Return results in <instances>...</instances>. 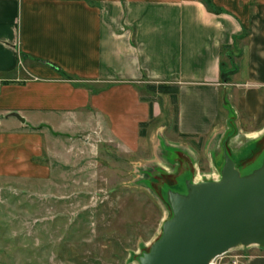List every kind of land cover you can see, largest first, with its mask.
I'll list each match as a JSON object with an SVG mask.
<instances>
[{
	"label": "crops",
	"instance_id": "0c3cea01",
	"mask_svg": "<svg viewBox=\"0 0 264 264\" xmlns=\"http://www.w3.org/2000/svg\"><path fill=\"white\" fill-rule=\"evenodd\" d=\"M207 2L0 0V161L42 153L44 137L90 131L134 146L150 120L147 85L178 86L181 136L222 132L226 93L262 137L264 0ZM152 104L158 119L162 103ZM259 251L245 264H264Z\"/></svg>",
	"mask_w": 264,
	"mask_h": 264
},
{
	"label": "rangeland",
	"instance_id": "374dc122",
	"mask_svg": "<svg viewBox=\"0 0 264 264\" xmlns=\"http://www.w3.org/2000/svg\"><path fill=\"white\" fill-rule=\"evenodd\" d=\"M147 86L142 98L162 103V114L140 127L134 146L90 131L44 137L42 153L0 161V264H141L174 215L171 195L221 182L227 158L241 176L263 165L264 135L237 120L226 93L224 130L190 137L177 131L171 96L166 103L165 93ZM21 145L31 150L29 141Z\"/></svg>",
	"mask_w": 264,
	"mask_h": 264
},
{
	"label": "water",
	"instance_id": "95a60500",
	"mask_svg": "<svg viewBox=\"0 0 264 264\" xmlns=\"http://www.w3.org/2000/svg\"><path fill=\"white\" fill-rule=\"evenodd\" d=\"M222 175L221 182L191 185L187 196L171 195L174 215L141 264H209L239 246L264 247V163L241 176L227 158Z\"/></svg>",
	"mask_w": 264,
	"mask_h": 264
},
{
	"label": "trees",
	"instance_id": "16d2710c",
	"mask_svg": "<svg viewBox=\"0 0 264 264\" xmlns=\"http://www.w3.org/2000/svg\"><path fill=\"white\" fill-rule=\"evenodd\" d=\"M207 5L209 7V9L212 10L213 6L211 5L210 3V0H208L207 2ZM226 76V75H225ZM147 89L151 90V91H158L160 93H165V94H168L171 96V99L173 101V103L176 105L177 104V100H178V91H179V88L178 86H172V85H158V86H152V85H148L147 86ZM154 119V116H153V104L150 103V120L149 122H151L152 120ZM149 122H145V123H142L140 125V127H145ZM140 135L143 136L144 133L143 131L140 132Z\"/></svg>",
	"mask_w": 264,
	"mask_h": 264
},
{
	"label": "built area",
	"instance_id": "2783aa9c",
	"mask_svg": "<svg viewBox=\"0 0 264 264\" xmlns=\"http://www.w3.org/2000/svg\"><path fill=\"white\" fill-rule=\"evenodd\" d=\"M244 246L233 248L221 255L214 257L209 264H245L244 260L248 259L241 250Z\"/></svg>",
	"mask_w": 264,
	"mask_h": 264
},
{
	"label": "bare ground",
	"instance_id": "6f19581e",
	"mask_svg": "<svg viewBox=\"0 0 264 264\" xmlns=\"http://www.w3.org/2000/svg\"><path fill=\"white\" fill-rule=\"evenodd\" d=\"M248 137V136H247ZM244 139V138H243ZM242 142V141H241Z\"/></svg>",
	"mask_w": 264,
	"mask_h": 264
}]
</instances>
